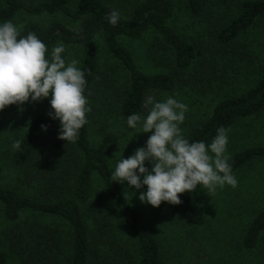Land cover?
I'll return each mask as SVG.
<instances>
[{"label":"trees","instance_id":"obj_1","mask_svg":"<svg viewBox=\"0 0 264 264\" xmlns=\"http://www.w3.org/2000/svg\"><path fill=\"white\" fill-rule=\"evenodd\" d=\"M182 2L190 13H203L200 0ZM112 9L116 8L104 0H0V23L13 21L22 13L30 16L61 13L71 21H77L76 29L56 19L46 25L26 21L22 25V35L35 32L49 52L58 42L80 47L78 67L85 71L86 89L98 78L99 48L95 39L100 36L106 50L127 74V85L119 104V114L127 119L131 114L144 112L143 101L150 91H171L178 81L171 72L142 71L121 38L139 39L145 32L154 31L170 50L178 72L187 71L199 61L202 49L169 24L176 9L175 0H137L130 14L122 15L116 26L106 20ZM261 22L264 23V0H239L230 18L216 31V39L221 46L234 44L243 32ZM260 69L252 86L217 100L208 115L191 127L186 138L210 143L217 128L223 126L228 129L241 119L259 114L264 109V63ZM29 104L30 118L18 138L20 150L2 147L0 155H6L8 164L24 170L22 183L31 193L38 194L25 195L13 186L0 185V203L5 217L12 221L27 210L53 216L63 222L68 229L66 245L70 250L62 251L58 228L49 225L27 228L26 235L22 231L13 234L11 245L21 252L23 259L29 260L28 264H103L110 256L104 254L94 240L105 235L113 244V257L124 256L127 263L123 243L113 235L119 224L126 228L136 245L134 264H161L160 244L147 221L135 210L121 183L111 180L110 157L118 146V136L114 132H106L97 144H92L87 123L80 130L78 140L67 143L58 138L59 121L47 115L52 110L49 98ZM42 124L47 125L46 131L42 130ZM254 159L264 161L263 145L232 153L229 156L232 172ZM95 180L101 182L106 192L111 209L107 215L112 218L106 221L96 215L97 228L93 220L90 228L82 206L92 200ZM193 194L194 191L180 194L181 203L173 205L166 202V209L177 219L199 225L204 218L194 203ZM263 230L264 206L248 224L243 237L244 247L253 248ZM22 238L26 241L25 246L21 245ZM57 255L65 261L58 260ZM7 263V252L0 249V264Z\"/></svg>","mask_w":264,"mask_h":264},{"label":"rangeland","instance_id":"obj_2","mask_svg":"<svg viewBox=\"0 0 264 264\" xmlns=\"http://www.w3.org/2000/svg\"><path fill=\"white\" fill-rule=\"evenodd\" d=\"M104 1L118 9L123 16H128L137 0ZM175 1L176 9L169 24L181 36L195 42L202 49L200 60L187 71H176L170 50L152 30L145 32L139 39L121 38V42L129 48L142 71L171 72L177 77V85L171 91L153 90L147 95H154L157 100L174 96L188 105L185 122L181 125L186 136L196 122L208 115L217 100L242 92L256 82L264 63V23H257L243 32L234 44L221 46L216 39V31L230 18L239 0H200L203 5L202 14H192L184 7L182 0ZM55 19L72 29L78 27L77 21H71L61 13H43L37 16L22 13L12 22L17 26H22L26 21L46 25ZM95 42L99 48V73L96 82L85 91L92 109L87 114L88 134L92 144H97L106 132H114L118 136V146L110 157V165L114 171L120 156L127 158L132 155L136 148L145 145L151 133L133 134L127 128V119L119 114V104L127 85V74L106 50L100 36L96 37ZM63 44L66 51L62 55L66 61L76 59L79 63L80 47ZM146 114L147 110L144 109L141 115ZM29 118V102L24 105L13 104L0 111V148L7 147L10 150L13 140L18 139L25 130ZM228 129V156L246 147L264 146V109L255 116L235 122ZM146 166L150 167L147 162ZM24 174V170L7 163L6 155H0V185L13 186L25 195H37V192L34 195L22 183ZM233 174L238 180L235 188L226 185L210 194L199 186L194 190V203L204 218L199 225L173 217L166 209V202H162L159 207L142 203L139 193L146 191L147 186L135 190L127 182L121 184L133 207L145 218L157 238L161 250V264H264V230L253 248L248 249L243 245V237L250 220L264 206V161L254 159ZM108 202L101 182L95 180L92 200L82 206L90 228L93 227L92 220L97 228L96 215L106 221L112 218L107 215L111 210ZM113 223L117 224L114 219ZM43 225L58 228L61 238L59 245L62 251L68 252V229L63 222L53 216L27 210L12 221L5 217L0 203V249L7 252V264L29 263L11 245L13 234L22 231L26 235L27 228ZM116 227L113 235L123 243L127 263L124 256L113 257V244L110 243L109 236L104 235L94 240L95 245L110 256L103 264H134L137 258L136 245L125 227L119 224ZM20 242L21 245H26L23 238ZM56 258L65 261L61 255Z\"/></svg>","mask_w":264,"mask_h":264},{"label":"clouds","instance_id":"obj_3","mask_svg":"<svg viewBox=\"0 0 264 264\" xmlns=\"http://www.w3.org/2000/svg\"><path fill=\"white\" fill-rule=\"evenodd\" d=\"M121 19L118 9L106 17L113 26ZM22 30L23 26L10 20L0 23V111L50 97L52 110L47 115L59 121L58 138L75 143L92 110L85 95V71L77 66L76 59L66 61L62 42L49 53L35 32L22 35ZM143 107L147 114L129 115L127 128L133 134H151L132 155L120 156L111 173L112 182H127L135 190L147 186L146 191H140L139 200L154 207L162 202L180 204V194L191 193L198 186L210 194L226 185H238L227 154L230 129L217 128L210 143L190 141L181 127L189 110L187 104L174 96L157 100L147 95ZM41 128L46 131L47 125ZM11 148L20 150L21 141L13 140Z\"/></svg>","mask_w":264,"mask_h":264}]
</instances>
